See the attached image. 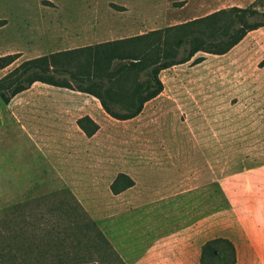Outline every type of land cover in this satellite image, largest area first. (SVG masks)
Instances as JSON below:
<instances>
[{"label":"rangeland","instance_id":"1","mask_svg":"<svg viewBox=\"0 0 264 264\" xmlns=\"http://www.w3.org/2000/svg\"><path fill=\"white\" fill-rule=\"evenodd\" d=\"M253 1L0 0V57L14 55L0 78L106 42L66 40L99 20L142 34ZM159 77L162 92L127 120L41 82L0 99V264H124L109 240L128 227L111 242L128 260L162 237L167 264H200L201 246L221 237L235 264H264V27ZM85 115L98 126L90 136L77 125Z\"/></svg>","mask_w":264,"mask_h":264},{"label":"trees","instance_id":"2","mask_svg":"<svg viewBox=\"0 0 264 264\" xmlns=\"http://www.w3.org/2000/svg\"><path fill=\"white\" fill-rule=\"evenodd\" d=\"M258 4L264 6V0L221 8L130 37L27 59L0 78V99L8 104L15 95L41 82L90 94L115 119L134 118L147 101L162 92V70L185 63L198 52L224 54L248 32L264 27V10H259ZM13 60L14 55L1 56L0 67ZM201 60L203 57H196L194 62ZM77 125L87 136L98 128L87 115L79 118ZM126 184L124 187L132 181ZM111 186L118 191L114 182ZM219 243L226 245L225 251L215 246ZM199 263L235 264V247L227 238L207 240L201 246Z\"/></svg>","mask_w":264,"mask_h":264},{"label":"crops","instance_id":"3","mask_svg":"<svg viewBox=\"0 0 264 264\" xmlns=\"http://www.w3.org/2000/svg\"><path fill=\"white\" fill-rule=\"evenodd\" d=\"M121 20V19H120ZM106 21H100L97 23L96 22V29L97 30H88V29H83L82 33L79 35H71V36H66L68 42H81L83 40H89V39H97V42H100L102 40H114V39H120V38H125L129 36H133L139 33H134L135 30H129L126 29V24L123 19L121 21H118L119 23H105ZM110 24V25H109ZM83 25V24H81ZM120 33H124V35H120ZM107 35L108 39L104 38ZM104 38V39H103ZM79 92V91H78ZM130 227L124 229V230H119L115 232V235L111 240H109L111 247L117 253L118 257L121 259V261L124 264H167L168 259L164 258L166 255V251H164L161 246L162 242L160 241L162 237H159V240L155 243L154 246H150L148 250L145 252L143 257H138V256H133L129 260L127 257H125L123 254L119 253L117 249H115L111 242L113 240H116L118 235L126 230L128 231ZM158 237V236H157ZM164 243V242H163ZM155 247V248H154ZM186 254V253H185ZM184 253L179 254L181 259H184ZM176 256V255H175ZM124 259V260H123ZM126 261V262H125ZM173 264H178V262H174Z\"/></svg>","mask_w":264,"mask_h":264}]
</instances>
